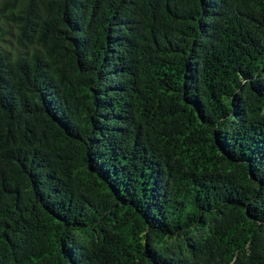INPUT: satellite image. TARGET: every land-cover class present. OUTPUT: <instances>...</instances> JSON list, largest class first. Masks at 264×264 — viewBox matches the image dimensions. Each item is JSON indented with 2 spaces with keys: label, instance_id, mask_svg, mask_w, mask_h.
<instances>
[{
  "label": "trees",
  "instance_id": "16d2710c",
  "mask_svg": "<svg viewBox=\"0 0 264 264\" xmlns=\"http://www.w3.org/2000/svg\"><path fill=\"white\" fill-rule=\"evenodd\" d=\"M0 264H264V0H0Z\"/></svg>",
  "mask_w": 264,
  "mask_h": 264
}]
</instances>
